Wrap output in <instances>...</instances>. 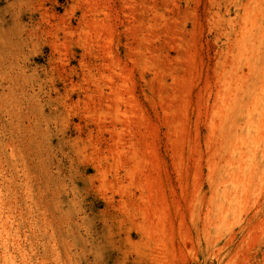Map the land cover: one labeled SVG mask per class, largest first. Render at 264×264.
I'll return each mask as SVG.
<instances>
[{
	"label": "rangeland",
	"instance_id": "obj_1",
	"mask_svg": "<svg viewBox=\"0 0 264 264\" xmlns=\"http://www.w3.org/2000/svg\"><path fill=\"white\" fill-rule=\"evenodd\" d=\"M242 1L0 0V140L23 141L33 186L47 190L18 219L26 253L16 263L264 264V184L221 227L211 201L232 154L216 112L224 67L237 69L233 98L246 83L236 52ZM34 139L51 162L46 176ZM57 192L59 239L40 208ZM65 237L74 255H60Z\"/></svg>",
	"mask_w": 264,
	"mask_h": 264
},
{
	"label": "bare ground",
	"instance_id": "obj_2",
	"mask_svg": "<svg viewBox=\"0 0 264 264\" xmlns=\"http://www.w3.org/2000/svg\"><path fill=\"white\" fill-rule=\"evenodd\" d=\"M242 2L243 3H239L240 8H241V13L239 14L241 23H240V34H238L239 38L237 40L238 45L236 47V52H237V56H238V65H240V66L244 65V67H246L245 69H244V67H243V69L241 68V71L243 70L244 75H241V73L239 72L240 70L238 71L241 76H244L243 79L246 80V83L245 84L243 83L239 87L238 93L236 91L235 96L233 98V91H234L233 90V71H234L233 69H235V70H237V69L234 67L235 64L232 63L230 68L224 67V69H223L224 73L226 74V76L228 78L226 77L227 79L226 80L224 79L225 83L222 86L221 91L219 92V94H216V95H218V100H219L218 111H216V112L221 114V117L219 116L220 118H217V119H219V121L221 119L222 122L224 121V126L222 124V127L225 129V138L224 139L226 140L227 147L229 146V149L231 148L229 152H232L229 160H227L228 169H226V172L221 177L219 183H214L215 189L213 191V194L211 192V194H212L211 201L213 202V204L215 206L216 214L218 215L217 221H218V225L220 227L223 226V223L228 218H230L231 215L234 214V212L237 210V207H238L237 205H239L242 200H244V201L246 200V202H248L247 199H245V198L252 193L253 189L255 191V189L257 187L261 186L262 183L264 184V0H243ZM236 4H238V3H236ZM2 35L3 34L0 33V36H2ZM238 35H237V37H238ZM2 51L3 50H0V53H2ZM0 58H2V57H0ZM221 73H223V72L220 71V74ZM4 75H5L4 78L7 79L8 83L10 82V84H11L12 82H14V83L18 82V77L15 78L16 76H14L9 71H7V69H6V72ZM223 76L225 77V75H223ZM237 76L235 75V77H237ZM218 77L221 78L220 75H218ZM235 77H234V79H235ZM235 83L236 82H234V84ZM238 84H239V82H238ZM11 86H12V84H11ZM9 90H11V89H9ZM217 92H218V90H217ZM7 96L9 97V94ZM0 97H1V95H0ZM35 98H37V97H35ZM35 98H33V99H35ZM29 99H31V98H29ZM38 100H41V99H38ZM38 100L36 102H38ZM17 101H21V100L18 99ZM40 102L41 101H39V103ZM216 104L217 103H215V105ZM31 105H32L31 106L32 108L37 109L36 104L32 103ZM33 113H34V111H33ZM211 120H212V118H211ZM212 121H211V124H213ZM217 121L215 123H217ZM180 123L182 124V121ZM4 124L2 126H6V123H4ZM218 124H220V123H218ZM213 125L216 126L217 124H213ZM210 126L212 127V129H214L212 125H210ZM177 128L178 127H176V129ZM181 128H183V127L181 126ZM147 129L151 130L150 127ZM178 129H180V127ZM212 129L210 128V130H212ZM212 132H210V133L212 134ZM150 133H151V131H150ZM222 134H223V132H222ZM218 136H219V134H218ZM218 138L216 137V139H218ZM221 139H218V141ZM218 141L216 142L217 145H218ZM34 142L39 147V150H40L41 149L40 147H42L41 142H39V141L36 142L35 139H34ZM219 143H221V142L219 141ZM182 144H183V142H182ZM146 146H147V143H146ZM138 147H140V145ZM134 148H131V149H134ZM143 149H145V148H143ZM143 149L140 153L143 152ZM40 151L41 152L39 153V155H40L39 160H41L42 163H45V166H43L44 169H42L40 173L42 175L46 176L50 173V170L48 169L47 165L50 164L51 162L48 160V163H47L46 160L43 158L44 154H43L42 149ZM117 153L119 154L118 151H117ZM148 153H151V152H148ZM233 154H234V156H238L239 159H237V157L234 158ZM2 155L5 157V159L2 157ZM28 156L29 155L26 154V149L23 147V141L22 140L19 141V144L5 143V142L0 140V264H19V263L15 262L14 258L16 256H21V255L24 256L25 255V253H26L25 251H20L19 249H17L19 244H21L20 236L22 235V233L20 235L18 219L22 218V220H25L27 213H29V212L31 213V210H30L31 205L30 204H33V203L36 204V200H35L36 196L39 194H40V196H43L41 194L46 193V191H47V190L45 191V185L44 186L40 185L38 190L35 187V185L33 186V178L31 176L32 174L30 171V169L32 170V167L28 163ZM127 156H128V154H127ZM156 157H157V155H156ZM226 159H228V158H226ZM233 159H236L235 162H233ZM145 160L147 161V159H145ZM157 166H159V165H157ZM233 166H234V170H233ZM212 169L213 170L215 169L214 166L212 167ZM152 170L154 171V169H152ZM213 170H212V175H213ZM21 172H23V173H21ZM210 172H211V170H210ZM154 173H155V171H154ZM156 173H158V172H156ZM132 174H134V173H132ZM139 174L140 173H138V175ZM146 177H148V176H146ZM148 178H152V176L148 177ZM148 178L146 179L147 181H148ZM158 178H160V177H158ZM153 180H154V178H153ZM153 180H151V181L153 182ZM53 182H52V184L54 185L55 183H53ZM3 183H4V185H2ZM141 183H143V182H141ZM147 184L150 185L151 182L150 183L148 182ZM153 185L154 184H152V186ZM148 186L146 185V187H148ZM143 187H145V186L143 185ZM211 189H212V187H211ZM147 190H148V188H147ZM155 193H152V196ZM158 194H159V192H158ZM49 195L50 196H47L45 198L46 199L45 201L47 202L49 207H47L46 210H44L45 205L41 204L44 207H40V208L42 209L43 213L48 211V216L45 215L46 221H48V223L50 224L49 227H51V225L53 226L51 228L53 233H52V231H51V233L54 234V236H55L57 234L56 230L58 228L54 227V222H55V219H57V217H63L62 214L64 212V205L59 200L58 192L53 193V194L51 193ZM255 195H257V194H255ZM259 195H260V193H259ZM147 196H149V195L147 194ZM154 196L156 198V195H154ZM157 197H159V196H157ZM256 197H259V196H255V198ZM150 198H152V197H150ZM150 198H148V199H150ZM157 200H158V198H157ZM164 200H166V195H165ZM164 200L162 199V201H164ZM256 200H257V198H256ZM256 200H255V203L257 202ZM29 201L31 203L28 205ZM244 201L242 203H244ZM149 202L150 201H148V203ZM165 203H168V202H165ZM252 203H251V205H252ZM150 204H151V202H150ZM150 204H149V206H150ZM159 204H160V202H159ZM208 204H209V202H208ZM155 206L157 207V209L160 208V207L158 208V204H156V202H155ZM164 206L166 207V205L163 204L162 209H164ZM153 207H154V205H153ZM156 207H155V209H156ZM177 207H175V208H177ZM209 207H210V205H209ZM162 209L160 211L161 213L167 212V211L165 212V210H164V212H162L163 211ZM67 214L71 215L69 211H67ZM207 214L209 216L210 213H207ZM157 215H158V212H157ZM158 216L160 217V214ZM161 217L163 219L164 217H167V216L161 215ZM162 219H160V220H162ZM164 219H166V218H164ZM209 219H211V221H214L213 218H211V217ZM158 223H159V220H158ZM44 224H46V223H44ZM47 224H46V226H47ZM150 224L152 225V227H154V225L157 226V224H154L152 222ZM161 224H162V222L160 223L159 227L160 226L162 227L163 224L162 225ZM42 226H45V225L42 224ZM56 226H58V225H56ZM156 226L154 227V229L156 228ZM45 227H44V230H45L44 234L46 236L49 234V233L46 234V232H49V231H48V228L46 227V229H45ZM262 227H263V225H262ZM151 228H149L150 230L147 231L148 233H149V231H151ZM163 230L160 232V234L163 232ZM259 231H260V228H259ZM152 232H153V230H152ZM69 233H70V235L67 233L69 235L67 238L69 239V237L71 236V238L74 241H76L77 236L74 234V232L72 231V229L70 227H69ZM155 233H157V232H155ZM155 233H153V234L156 235ZM153 234H151V235H153ZM255 234H256V232H255ZM23 235H24V232H23ZM50 235L51 234H49V236ZM154 235H153V238L156 237ZM157 235H159V234H157ZM162 235H165V234H162ZM54 236H53V239L55 238ZM57 237H58V239L60 238L59 236H57ZM251 237H252V234H251ZM48 238H50V237H48ZM67 238L65 237V238H61L60 241L58 240L59 241L58 244H60V246L64 249V250H61V252H60V255H62V256H70L71 254L74 255L72 253V251L69 249L71 247V244L68 242ZM157 238H159V237L157 236ZM160 239H161V237H160ZM162 239L160 241L158 240V242H160L159 244L162 243L161 242V241H163ZM257 239H258V237L256 238V240ZM48 242L50 243V247H51L49 249L50 256H51L52 254H54L53 251H54L56 244L53 241H52V243H53L52 244L51 240ZM163 243H165V242H163ZM246 243H249V242H246ZM157 245L158 244H156L155 246L157 247ZM161 245H158L159 251H160V248L161 249H162V247L165 248V246H163V244H161ZM55 251H56V248H55ZM161 251L163 252V249ZM162 252L159 254V256L161 254H163L162 256H164V258L166 259L167 256L165 257V255L168 252L165 255ZM32 254H35V253L32 252ZM46 254H48V252H46ZM52 257H55V255H52ZM164 258H163V260H164ZM24 260H26V259L24 258ZM166 262H168V261H166Z\"/></svg>",
	"mask_w": 264,
	"mask_h": 264
}]
</instances>
